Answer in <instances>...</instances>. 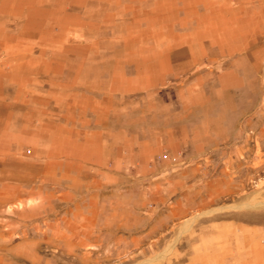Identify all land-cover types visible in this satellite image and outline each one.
<instances>
[{"label":"rangeland","instance_id":"374dc122","mask_svg":"<svg viewBox=\"0 0 264 264\" xmlns=\"http://www.w3.org/2000/svg\"><path fill=\"white\" fill-rule=\"evenodd\" d=\"M0 264H264V0H0Z\"/></svg>","mask_w":264,"mask_h":264}]
</instances>
